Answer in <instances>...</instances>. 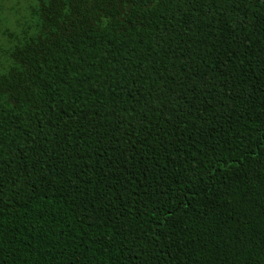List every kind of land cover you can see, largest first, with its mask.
Segmentation results:
<instances>
[{"label": "trees", "instance_id": "1", "mask_svg": "<svg viewBox=\"0 0 264 264\" xmlns=\"http://www.w3.org/2000/svg\"><path fill=\"white\" fill-rule=\"evenodd\" d=\"M0 0V264H264V0Z\"/></svg>", "mask_w": 264, "mask_h": 264}, {"label": "rangeland", "instance_id": "2", "mask_svg": "<svg viewBox=\"0 0 264 264\" xmlns=\"http://www.w3.org/2000/svg\"><path fill=\"white\" fill-rule=\"evenodd\" d=\"M6 10V15L9 13V9L12 8L13 0H5V3L3 4Z\"/></svg>", "mask_w": 264, "mask_h": 264}]
</instances>
